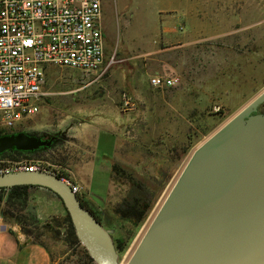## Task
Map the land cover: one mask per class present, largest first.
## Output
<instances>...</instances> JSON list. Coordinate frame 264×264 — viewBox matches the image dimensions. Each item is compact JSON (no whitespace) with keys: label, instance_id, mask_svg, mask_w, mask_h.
I'll use <instances>...</instances> for the list:
<instances>
[{"label":"rangeland","instance_id":"obj_1","mask_svg":"<svg viewBox=\"0 0 264 264\" xmlns=\"http://www.w3.org/2000/svg\"><path fill=\"white\" fill-rule=\"evenodd\" d=\"M102 7L104 75L94 80L49 66L38 113L9 132L43 140L59 134V141L28 151H38L32 159L62 163L72 173L88 163L86 194L126 264L194 149L264 90V0H103ZM152 75H177L179 83L154 88ZM257 111L264 112V102ZM135 195L150 201L137 226L114 212ZM53 202L58 206L51 192L28 203L45 214L29 209L37 220L29 227L53 264H95L80 242L65 243L67 212H54ZM83 202L89 207L84 195Z\"/></svg>","mask_w":264,"mask_h":264},{"label":"water","instance_id":"obj_2","mask_svg":"<svg viewBox=\"0 0 264 264\" xmlns=\"http://www.w3.org/2000/svg\"><path fill=\"white\" fill-rule=\"evenodd\" d=\"M263 102L264 90L194 149L126 264H264ZM50 142L11 132L0 135V154ZM23 185L61 201L95 264H120L109 231L60 178L43 171L0 175V188Z\"/></svg>","mask_w":264,"mask_h":264},{"label":"built area","instance_id":"obj_3","mask_svg":"<svg viewBox=\"0 0 264 264\" xmlns=\"http://www.w3.org/2000/svg\"><path fill=\"white\" fill-rule=\"evenodd\" d=\"M103 0H0V130L7 133L37 114L46 69L59 66L97 80L107 70ZM154 88L172 87L177 75H152ZM129 104V100H125ZM43 171L60 178L83 201L68 166L0 154V175Z\"/></svg>","mask_w":264,"mask_h":264},{"label":"trees","instance_id":"obj_4","mask_svg":"<svg viewBox=\"0 0 264 264\" xmlns=\"http://www.w3.org/2000/svg\"><path fill=\"white\" fill-rule=\"evenodd\" d=\"M6 132L0 130V135ZM34 135L39 136L34 133ZM38 151L28 152L19 150H8L3 152L1 155L5 158L12 160H23L32 159L30 156H34ZM62 164V163H58ZM117 165H111V171L115 172ZM38 186H15L12 188H0V216L4 221H12L21 227V231L26 235L29 241L43 244L38 240L40 233L35 232V230L30 227L37 221L32 216L29 211V189ZM82 204L85 203L82 201ZM150 201L143 197V195H135L129 198L123 199L114 207L115 214L122 218L130 220L135 226L139 225L149 209ZM93 212V211H92ZM95 214V212H93ZM95 216L100 220V218L95 214ZM101 221V220H100ZM102 222V221H101ZM65 223V243L72 247L79 244V241L75 235L72 223L70 221L69 215L66 214L64 218ZM103 224V223H102ZM30 226V227H29ZM36 229V228H35ZM123 244L119 243L116 245V249L119 251L123 250ZM89 261L92 260L87 256Z\"/></svg>","mask_w":264,"mask_h":264},{"label":"crops","instance_id":"obj_5","mask_svg":"<svg viewBox=\"0 0 264 264\" xmlns=\"http://www.w3.org/2000/svg\"><path fill=\"white\" fill-rule=\"evenodd\" d=\"M28 119L29 118L25 119L24 122ZM99 144L100 143L97 140L96 143L92 145L98 146ZM82 165L84 166L79 164L74 166L75 173H73V176L75 180H80L83 183L81 184V188L85 200H87L89 208L97 215V212L95 211L96 207L93 205L95 202L86 194L85 186L87 183L83 182L82 179V176L88 178V174L84 173L85 169H87L88 163ZM87 172L88 170L86 173ZM49 193H51L49 190L42 187H32L29 189V195L31 198H35L36 196H47ZM58 201V206L57 202H53L54 212L55 210L60 212L61 209H64L61 201L59 199ZM35 212V214L40 217L43 215L45 216L40 208H36ZM0 264H53V257L48 247L44 244L29 241L26 235L20 231L17 224L10 225L0 216Z\"/></svg>","mask_w":264,"mask_h":264},{"label":"bare ground","instance_id":"obj_6","mask_svg":"<svg viewBox=\"0 0 264 264\" xmlns=\"http://www.w3.org/2000/svg\"><path fill=\"white\" fill-rule=\"evenodd\" d=\"M200 144H201V142H200ZM200 144H198V146H199ZM198 146H197V147H198ZM167 194H168V193H167ZM165 197H166V196H165ZM158 209H159V208H158ZM158 209L154 212V214L152 215V217H150V219L148 220V223H147V225H146V227H145V229H144V231H143L142 236L144 235L146 229L148 228L149 224L151 223V221H152V219L154 218V216H155L156 212L158 211ZM141 238H142V237H140V239H141ZM139 241H140V240H139ZM138 243H139V242H138ZM138 243H137V244H138ZM136 246H137V245H136ZM136 246L130 250V256L132 255V253H133L134 249L136 248ZM128 260H129V259H128ZM126 263H127V262H126Z\"/></svg>","mask_w":264,"mask_h":264},{"label":"flooded vegetation","instance_id":"obj_7","mask_svg":"<svg viewBox=\"0 0 264 264\" xmlns=\"http://www.w3.org/2000/svg\"><path fill=\"white\" fill-rule=\"evenodd\" d=\"M32 135H34V134H32ZM35 136H37V135H35ZM37 137H40V136H37ZM41 138V137H40ZM53 143H55V142H57V141H59L60 140V137H59V134H53L52 136H50V138H49ZM91 210V209H90Z\"/></svg>","mask_w":264,"mask_h":264}]
</instances>
